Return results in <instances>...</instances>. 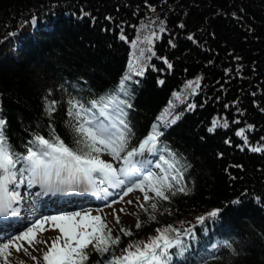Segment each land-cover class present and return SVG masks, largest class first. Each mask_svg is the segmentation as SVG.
Returning <instances> with one entry per match:
<instances>
[{
	"label": "trees",
	"instance_id": "trees-1",
	"mask_svg": "<svg viewBox=\"0 0 264 264\" xmlns=\"http://www.w3.org/2000/svg\"><path fill=\"white\" fill-rule=\"evenodd\" d=\"M73 104L125 120L121 157L155 128L166 175L151 183L167 199L150 190L132 222L106 224L119 243L105 236L97 252L93 242L84 264H109L169 228L181 244L168 262L264 264V0H0L7 143L24 154L37 135L59 137L89 152ZM98 146L91 156L112 158Z\"/></svg>",
	"mask_w": 264,
	"mask_h": 264
},
{
	"label": "snow or ice",
	"instance_id": "snow-or-ice-1",
	"mask_svg": "<svg viewBox=\"0 0 264 264\" xmlns=\"http://www.w3.org/2000/svg\"><path fill=\"white\" fill-rule=\"evenodd\" d=\"M109 102L111 103L112 101ZM91 107L95 109L97 107L96 102H93ZM73 108H77L75 112L77 121L79 122L82 119L79 127L76 128V132L82 137L81 142L90 150L89 152L75 151L68 147L59 137H56L54 141H50L37 135L34 141L29 142L35 148L29 146L25 154H20L11 148L2 132H0V205L5 210L11 208L12 202L18 201L19 198L18 193H9L8 190V184L15 182L17 173L21 176V183H23L25 173H28L31 177L29 183H32L40 180L47 182L53 175L59 177L62 172H68L72 175L78 174L82 176L89 184L95 183L92 174L98 173L102 177L101 183L107 182L109 186H118L124 184L125 180L130 177L127 166L133 164L132 158L136 155H142L146 149L151 151L157 145L158 136L161 133L154 128L153 132L139 144L138 148L133 147L130 151H127L126 155L121 157V153L127 147V134L130 133L125 120H119V125L122 128L117 127L114 123L106 126L99 119H109L103 108L98 110L96 116L91 117L88 115L89 109L84 108L83 105H79L78 107L76 104H73ZM104 108H107V104L104 105ZM69 115H73V113L70 112ZM98 145H102L103 150L107 151L113 160H122L124 166L117 171L111 163L99 159L98 155L91 156V152L99 154L102 151ZM21 161H23V165L17 169L16 166ZM159 166V164L156 165V167ZM120 176H124L125 179H121ZM151 181L152 175L149 173V175L139 178V183L133 182L124 195L132 191L133 187H139L140 191L144 192V188L140 187V185L146 183L157 197L167 199L161 187L153 185ZM167 187L171 190V185ZM180 191L184 192L185 190L184 188H180ZM175 194V192H172V195ZM144 199L146 201L149 199L147 193H145ZM155 207L154 204L153 208ZM121 211L123 210L121 209ZM16 212L17 209H12V214H16ZM209 215L216 217L218 210L212 211ZM77 217L80 219L77 220ZM204 219V217H200L198 218V222L204 223ZM116 222L119 223V217L116 218ZM45 224H51L56 229H59V235L49 237L47 240L38 241V231L39 233L46 231L44 228ZM139 226L137 224V227ZM89 228H91V231H88ZM105 229H107V225L102 222L100 216H92L87 212H71L64 215L45 216L37 219L24 232L8 237L3 242H0V257H3L5 264H8L9 257L12 254L10 249H15L17 252L23 249L27 253V249L20 242L27 243L29 247L38 242L45 244L47 247L42 257L44 264H84L89 258L85 249L89 244H93V241H96L93 247L97 252L108 251L107 247H100L101 244L106 242L105 236H107V240L111 244L119 243L118 238L115 240L111 239V230L108 229L107 233H104ZM121 231L125 235L131 234L124 229H121ZM167 231H176L177 237L180 235L179 231L175 229L169 228L165 230V232ZM165 232H161L158 237L150 243L145 244L143 248L139 245H133L131 247L135 248L134 251L125 249L126 255L113 258L109 264H168L169 249L179 246L181 240L179 238L175 241L170 240ZM184 232L186 235L191 234V229H185ZM49 240L51 241L50 244ZM62 240L63 244H61Z\"/></svg>",
	"mask_w": 264,
	"mask_h": 264
},
{
	"label": "rangeland",
	"instance_id": "rangeland-1",
	"mask_svg": "<svg viewBox=\"0 0 264 264\" xmlns=\"http://www.w3.org/2000/svg\"><path fill=\"white\" fill-rule=\"evenodd\" d=\"M100 159L104 160L105 162L111 163L113 165V167L117 169V171L119 170L118 166L115 165L108 158L100 157ZM95 177H96V179L94 181L96 182L100 178V176L98 175V178H97V176H95ZM120 178H121V176H120ZM106 183L107 182H104L101 184L106 185ZM140 187L144 188V192H141L139 187H134L132 189V191L127 193V195H124V193H122V195L119 198H117L111 202L109 201L108 203H106L105 206L99 208V210L92 213V216H100L101 219L106 224L115 223L117 217H119V219H120L119 221L124 223L125 225L129 224L130 222H132L134 209H136L139 206V202H141L144 199L145 193H148V191H146L147 189L144 187V184H141ZM103 188H106V186H103ZM129 201H131V203H129ZM121 209L123 211H121ZM58 215H64V213L58 214ZM78 219H80V218L77 217V220ZM48 226H49V224L44 225V228L46 229V231L48 230V228H47ZM51 226H53V225H51ZM88 231H91V228H89ZM40 234L41 233H39V231H38V235H37L38 241L44 240L42 238H38ZM93 242H96V241H93ZM41 244H43V243L37 242L32 247H29L27 243L23 244L24 248L27 249V253H25V251L23 249H21V251H19V252L15 251L13 249H10L12 254L9 257L8 264H44L42 257H43V252L47 250V247H44V246H46L45 244L44 245H41ZM61 244H63V240L61 241ZM22 252H24V253L20 254ZM1 258L2 259H0L1 260L0 264H5L3 257H1ZM33 258H35V259H33ZM94 258H95L94 254L90 256L91 261H93Z\"/></svg>",
	"mask_w": 264,
	"mask_h": 264
},
{
	"label": "bare ground",
	"instance_id": "bare-ground-1",
	"mask_svg": "<svg viewBox=\"0 0 264 264\" xmlns=\"http://www.w3.org/2000/svg\"><path fill=\"white\" fill-rule=\"evenodd\" d=\"M10 183H12L14 185H18L17 182H10ZM69 191H71V189ZM65 193H67V192H65ZM65 193H63V194H65ZM47 228H48V230L41 233L38 238H42L44 240H47L49 237H55L56 235H59V229H56L54 226H51V224H49V226ZM21 243L25 244V242H23V241H21ZM49 243H51L50 240H49ZM41 245H44V244H41ZM44 247H46V246H44ZM13 250H15V249H13ZM23 253L24 252H22L20 254H23Z\"/></svg>",
	"mask_w": 264,
	"mask_h": 264
}]
</instances>
